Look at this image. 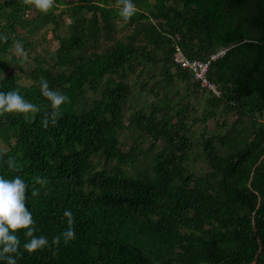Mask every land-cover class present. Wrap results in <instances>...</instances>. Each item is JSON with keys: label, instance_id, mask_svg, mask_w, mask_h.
Wrapping results in <instances>:
<instances>
[{"label": "trees", "instance_id": "16d2710c", "mask_svg": "<svg viewBox=\"0 0 264 264\" xmlns=\"http://www.w3.org/2000/svg\"><path fill=\"white\" fill-rule=\"evenodd\" d=\"M134 2L129 20L120 0L0 3V91L39 105L0 114V174L28 181L49 239L30 253L17 229L18 264H264V0ZM220 48L218 94L175 60ZM42 79L71 97L55 124ZM66 208L76 238L56 245Z\"/></svg>", "mask_w": 264, "mask_h": 264}, {"label": "clouds", "instance_id": "9594fccd", "mask_svg": "<svg viewBox=\"0 0 264 264\" xmlns=\"http://www.w3.org/2000/svg\"><path fill=\"white\" fill-rule=\"evenodd\" d=\"M35 7L42 11H48L53 7L55 0H30ZM121 7L118 9L119 16L124 20H129L137 12V6L134 0H120ZM18 47L23 51V44L19 43ZM42 94L47 97L53 111L50 113L51 122L57 123L59 108L62 104L71 102V97L60 90L49 86L47 79L40 82ZM39 111V105L27 99L21 94L19 89H10L0 91V114L10 113H35ZM46 117L45 123L47 124ZM3 153L0 152V161H3ZM9 167L16 168L14 160L6 161ZM36 180L44 184L46 178L43 176L36 177ZM29 184L22 176L16 175L14 178H8L0 174V260H6L7 264H18V257L23 255L21 249V239L17 234V229H26L25 235L30 239L23 243V248L30 253L49 246V239L46 235H35L37 231L36 221L33 218V212L27 205ZM64 216L68 218V227L61 233L52 237V242L59 245L61 239L67 243L76 238L75 217L70 208L64 210Z\"/></svg>", "mask_w": 264, "mask_h": 264}, {"label": "built area", "instance_id": "2783aa9c", "mask_svg": "<svg viewBox=\"0 0 264 264\" xmlns=\"http://www.w3.org/2000/svg\"><path fill=\"white\" fill-rule=\"evenodd\" d=\"M225 52V48H220L216 52H213L206 59H190L181 53H178L175 60L183 67L190 69L195 79H197L202 87H206L213 93L218 94V89L215 83H213L207 76L209 64L212 60L222 55Z\"/></svg>", "mask_w": 264, "mask_h": 264}, {"label": "rangeland", "instance_id": "374dc122", "mask_svg": "<svg viewBox=\"0 0 264 264\" xmlns=\"http://www.w3.org/2000/svg\"><path fill=\"white\" fill-rule=\"evenodd\" d=\"M4 0H0V3H2ZM68 18L67 16H63V19L61 20L62 26H61V33L63 34L65 32V23L67 22ZM51 26V25H49ZM44 27L41 28L36 33L32 34L30 37L31 39L36 43V49H49L53 50L56 47V40L53 38L52 33L50 31V27ZM22 57L26 58L25 52L22 51ZM28 63L25 62V66H27ZM10 69H16L15 66H10Z\"/></svg>", "mask_w": 264, "mask_h": 264}, {"label": "water", "instance_id": "95a60500", "mask_svg": "<svg viewBox=\"0 0 264 264\" xmlns=\"http://www.w3.org/2000/svg\"><path fill=\"white\" fill-rule=\"evenodd\" d=\"M263 41H264V40H263ZM263 41H262V42H263Z\"/></svg>", "mask_w": 264, "mask_h": 264}]
</instances>
